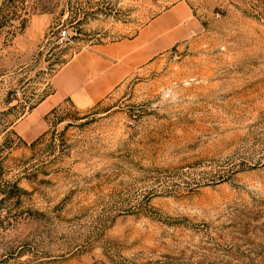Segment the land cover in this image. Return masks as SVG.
<instances>
[{"label": "rangeland", "instance_id": "obj_1", "mask_svg": "<svg viewBox=\"0 0 264 264\" xmlns=\"http://www.w3.org/2000/svg\"><path fill=\"white\" fill-rule=\"evenodd\" d=\"M179 1L190 39L17 126L77 52ZM0 264H264V0H0Z\"/></svg>", "mask_w": 264, "mask_h": 264}, {"label": "crops", "instance_id": "obj_2", "mask_svg": "<svg viewBox=\"0 0 264 264\" xmlns=\"http://www.w3.org/2000/svg\"><path fill=\"white\" fill-rule=\"evenodd\" d=\"M200 29L186 1H179L150 19L130 36L87 46L51 80V92L17 124L34 138L44 117L63 102L87 110L103 103L137 71L190 39Z\"/></svg>", "mask_w": 264, "mask_h": 264}, {"label": "built area", "instance_id": "obj_3", "mask_svg": "<svg viewBox=\"0 0 264 264\" xmlns=\"http://www.w3.org/2000/svg\"><path fill=\"white\" fill-rule=\"evenodd\" d=\"M61 35H62L63 38H67L68 33H67L66 30H63V31L61 32Z\"/></svg>", "mask_w": 264, "mask_h": 264}]
</instances>
